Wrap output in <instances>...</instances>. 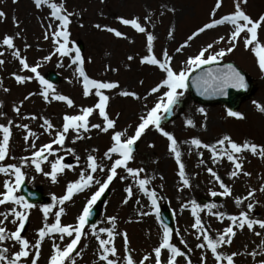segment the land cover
<instances>
[{"label": "rangeland", "instance_id": "rangeland-1", "mask_svg": "<svg viewBox=\"0 0 264 264\" xmlns=\"http://www.w3.org/2000/svg\"><path fill=\"white\" fill-rule=\"evenodd\" d=\"M51 2L61 4L63 12L70 14L67 55L57 51V41L63 43V38L54 35L60 30L61 22L51 15ZM239 2L253 20L264 15V0ZM49 3L37 7L35 0H0V11L5 13L0 17V124L11 129L8 153L0 161V167H20L28 186L45 195L43 203H32L30 209L14 202L0 204V214H4L0 215V221H3L0 226L6 228L0 250L6 248L4 254L10 259L20 250L19 242L10 238L19 226L18 218L10 214L15 209L28 217L21 235L29 241V256L21 258L19 264H31L32 259H37V264H50L55 253L54 245L65 248L75 234L73 237L63 234L61 239V233H49L37 250L39 229L55 223V213L61 208L64 209L61 224L77 225L78 217L100 187L97 181L103 183L114 161L120 158L118 153H111V159L105 155L115 143L112 139L115 132H123L122 139L134 135L141 117L147 116L168 91L167 86L159 87L157 92L152 91L162 85L167 73L158 65L143 62L144 57L155 55L161 62L170 58L168 62L174 71L185 70L189 75L196 67L187 65V60L211 44L205 58L224 49L226 54L217 60L236 63L254 80L251 96L245 98L236 111L243 118L229 116V109L222 104L205 106L195 102L187 86L179 89L183 94L177 103L168 112L161 109L159 115L161 127L177 141L188 184L185 185L180 176L170 141L154 125H149L132 146V159L127 163L128 168L141 170L138 176L129 175L125 167L117 168V175L107 188L110 196L96 227L85 225L81 240L65 264H107L100 259L103 250L99 239H112L108 247L114 246L116 254L109 253V259L115 260L116 264H127L129 255L135 264H156L154 249L162 242L165 230L159 212L166 206L172 212L174 223L170 242L184 253L176 258L177 264H227L226 259L216 260L204 236L215 240L229 226L233 227L235 235L231 237L230 244L220 245L217 252L223 257L235 253L234 264H261L264 261V229L259 225L240 229L229 217H238L241 212H246L250 219L264 220V156L250 150L235 153L236 162L242 165L237 169L223 152L230 148L229 144L217 142L228 136L238 144L247 141L264 146V111L258 107L264 106V70L260 68L259 58L253 50L255 42L245 46L246 33H241L236 41H230L234 30L230 23L199 32L213 19L233 13L237 0H222L218 9L217 0H49ZM122 19H138L146 31L141 33L122 23ZM116 31L122 35L117 36ZM148 34L155 38L151 52ZM6 36L13 37V47L3 43ZM258 40L264 44V25L258 29ZM233 44V50L227 52ZM77 49L82 65L79 61L74 62ZM17 52L19 55L15 54ZM21 60H25L29 67L25 68ZM81 66L90 79L118 85L100 90L109 98L106 111L109 118L115 120V127L103 131L106 123L96 109L88 117L87 131L70 128L62 145L52 143L57 133L63 130L66 115H79L82 109L94 108L99 102L95 88H90L88 95L84 94L83 77L78 71ZM32 67H36V73L31 71ZM51 70L61 76V81L56 84L48 82L51 88H47L37 73L46 80ZM17 76L25 79L18 82ZM124 92L135 95L125 96ZM57 95L70 98L73 104L69 106L66 101L56 100ZM189 120L191 124H188ZM194 138L201 140L202 144L215 145L218 155L210 148L193 145L191 141ZM2 139L0 130V141ZM48 144H52V150L43 153L46 159H40L41 170L38 171L32 162L33 154ZM89 155L94 156L100 166L96 172L88 167ZM57 160L64 167L53 181L52 164ZM209 169L220 177L219 181ZM233 172L237 175H231ZM82 173L85 176L91 174L93 182L60 204L58 199L66 195L68 185L79 180ZM15 179L12 169L7 173L0 172V193L7 191L4 187L6 182L15 186ZM139 179H147L145 187L148 193L155 191V206L150 195L139 187ZM220 181L231 190L230 195L222 194L224 188ZM129 187L131 196L126 191ZM250 192L253 193L251 196ZM14 195L24 198L20 187ZM249 204L253 205L251 209ZM46 205H52L47 217L43 211ZM196 206L199 207L194 213ZM197 216L202 222L199 228L193 227ZM113 217L114 220L111 219ZM101 228L110 229L112 237L101 232ZM201 244L204 247H198ZM170 255L169 250L162 249L161 264H167Z\"/></svg>", "mask_w": 264, "mask_h": 264}, {"label": "snow or ice", "instance_id": "snow-or-ice-1", "mask_svg": "<svg viewBox=\"0 0 264 264\" xmlns=\"http://www.w3.org/2000/svg\"><path fill=\"white\" fill-rule=\"evenodd\" d=\"M246 2V0H245ZM35 3L37 7L41 6L42 4L49 3V0H35ZM222 0H217L216 3V9L221 7ZM50 8L52 9L51 15L53 17H56L60 22V30L56 31L54 35L56 37H62L63 43H59V48L57 51H59L62 55H67L69 52V49L67 47L68 38H69V32L67 31L68 25L70 23L69 15L65 14L63 12V6L57 2H51L49 3ZM5 13L0 11V17L4 16ZM215 15V9L213 10V16ZM230 23L233 25L234 30L231 32L230 41H236L241 33H246L245 36V46L253 45L255 42V48L253 49L256 52V55L259 58V65L262 70H264V44H260L258 40V29L264 25V15L260 16L258 20H253L248 14L245 13V11L241 8L239 0H237V3L235 5V11L231 14L225 15L220 19H213L211 23H207L204 25V27L199 29V32H203L205 29L213 28L216 25H221L224 23ZM122 23L126 25H131L133 28L137 29L139 32L144 33L146 29L141 26L138 19H122ZM99 27V25H97ZM109 31H115L114 29H108ZM115 34L117 36L122 35L120 32L116 31ZM198 34V33H197ZM47 38V37H46ZM154 36L151 34H148L147 36V42L149 46V52L152 50V42L154 40ZM191 39V37L189 38ZM223 39V37H221ZM3 43L7 45L8 47H13V37L6 36L3 40ZM233 47L235 45L233 44L232 47H229L227 49V52H231L233 50ZM212 48V45L209 44L207 48L201 50L198 55L194 57H190L187 60V65L189 66H195L199 67L202 64L211 63L213 61H216L219 57H223L226 54V51L224 49H221L218 53H214L211 55H208L207 58H205V53L208 52L209 49ZM16 55H19V53H15ZM165 57H167V53H164ZM170 58L165 60L164 62H161L160 59H158L155 55H149L145 56L143 59V62L152 64V65H158L161 69H163L167 73V78L163 80L162 85L158 86L157 88H153V92H157L159 90V87L167 86L168 91L164 93V96L161 98V101L158 102L147 114V116L141 117V122L139 123L138 127L135 130V134L122 139L124 136L123 132H115L112 139L115 142L114 145L108 150L105 155L111 159L110 154L111 153H118L120 158L116 159L114 163L112 164L110 168V174L107 176V179L100 183L97 181L98 184H100V187L97 192H95L92 196V198L88 201V206L84 208L83 214L78 217V223L77 225H62L60 222L61 214L64 212V209L61 208L59 212L55 213V223L51 225H45V227L39 229V240H37L35 247L37 250L39 249L40 242L46 237L49 233H61V239L64 238L63 234H66L68 237L74 238L71 240L70 243L67 244V246L63 249H61L59 246L54 245L55 253L52 255L50 264H65V261L70 258L73 251L76 249L79 241L81 240V237L83 235V230L85 228V225L88 222V217L91 215V207L95 203V201L103 194L105 189L108 188L109 184L113 181V179L117 175V168L119 167H125L128 174L136 177L138 176V172L141 170L128 168L127 163L130 159H132V146L136 143V141L141 137V135L144 133V131L149 127V125H154L159 131L162 132L164 136L168 138L170 141V150L175 154L177 163L179 164L180 168V176L184 180V184H188V180L185 178V172H184V164L181 162L180 157L181 153L178 150L177 141L175 137L167 132L164 131V129L160 125V115L159 112L161 109L163 111L168 112L174 104L177 103L178 98L183 94L182 92L178 91L179 89L186 88V80L188 78L187 71L181 70L179 72L174 71L172 67L170 66V63L168 62ZM79 61L81 65L83 64V60L80 56L79 49L76 50V56L75 61ZM2 63V61H0ZM21 63L25 68H28V64L25 60H21ZM227 70L223 72H217L214 76L210 74L211 79V87L213 90H216L217 88L223 90L224 88H227L228 86L232 87H238V88H246L247 84L245 83L244 77L238 72L232 65L226 66ZM31 71L36 73L37 69L36 67H32ZM79 74L81 77H83L84 81V94L88 95L90 92V88L96 89V95L99 96V102L95 105V107H88L82 109L81 114L79 115H66L64 117L65 123L63 125V130L57 133V137L55 140H53L52 143H58L63 144L65 140V134L69 131V129H76L79 130L83 128L85 131L88 130V117L96 110H99V114L101 117H103V120L106 123V126L103 128V131L107 132L109 129L115 127V120L110 119L106 108L108 103V97L101 92V89H112L116 88L118 85L116 83H105L98 80L90 79L87 74L85 73L83 67L81 66L79 69ZM37 77L40 79L42 84H45L47 88H51V85L44 80L43 77L39 76V73H37ZM18 82H22L25 78L22 76L16 77ZM203 83L208 86L209 80H204ZM207 90V87L206 89ZM125 96L128 95H135L134 93L124 92L122 93ZM45 99L48 98V93L45 91L44 93ZM166 98V100H165ZM56 100L66 101L69 106L73 104V101L63 95H57L55 97ZM261 111H264V106L258 105ZM19 111V109H17ZM201 112L204 111L203 108L200 109ZM229 116L237 117V118H243L242 114L239 112H235L232 110H229L228 112ZM46 124H48L49 127H51V124L48 121H45ZM192 121L189 120L188 124H191ZM92 127L99 128L100 125H92ZM0 130L3 132V139L0 141V161H3L8 153V147H9V140L11 137V129L10 127H6L2 124H0ZM31 134V133H30ZM225 142H227L230 146L229 149H224L223 152L227 155V158L230 161H233L235 163V167L237 169H240L242 165L237 161V157L234 155L235 153H240L244 150H250L253 154H256L257 152L264 156V146H258L254 143H249L245 141L243 144H238L231 140L230 137L225 136L223 139L219 140L217 143L220 145H224ZM191 143L195 145L196 147H205L210 148L211 151L214 154H217V149L215 145H207L202 144V141L199 139L194 138ZM51 152L52 150V144L44 145L42 148H40L38 151H36L33 154V160L32 162L35 163L36 169L38 171L41 170L40 166V159H46V157L43 156V153L45 151ZM88 167L91 169L92 172H96L98 167H100L97 162L96 158L94 156L89 155L88 156ZM63 165L60 163L59 160H57L55 163L52 164V172L51 176L53 181L56 180V174L60 171H63ZM9 169H12L15 175V186L12 184L6 182L4 184V187L7 189L4 193H0V204H5L7 202H14L16 204H23V207L25 209H30L32 207L31 204L27 203L23 197H19L14 195L15 191L19 186L22 184L24 179V173L21 171V168L16 165H8L7 168L0 167V172L7 173ZM101 170H103L101 168ZM209 172H212V169H209ZM212 175L215 176V178L219 181L220 177L216 175L215 172H212ZM231 175L235 176L237 175L236 172L231 173ZM94 180V177L91 174L84 175L81 174V178L75 182H72L67 187V193L63 197H60L58 199V202L60 204H63L65 201L70 200L71 197L74 195L75 192L82 191L84 188L88 187ZM221 182V186L224 188L223 195L227 196L231 194V190L223 184V181ZM139 187L144 190L146 193H148L147 188L145 185L148 183L147 179H139L138 180ZM128 192V195H132V189L129 187L126 189ZM150 197L152 198V204L153 206L156 205V193L155 191H152L151 193H148ZM253 193L250 192L249 196H251ZM215 195V193H213ZM54 199H57L54 197ZM127 201H125L126 203ZM239 203V201H237ZM52 205H46L44 206V214L45 217H47L50 208ZM199 206H196L193 208V212L195 213L197 211V208ZM253 205L249 204L248 208L251 209ZM12 215L18 218V227L14 232L10 234V238L16 240L20 244V250L14 253V258H9L4 253L7 252V249L4 248L0 250V262H5V264H19L21 258H26L29 256V241L26 238H23L21 235V232L24 228L25 221L28 219L27 215H25L24 212L16 211L15 209L11 210ZM4 215V214H0ZM223 216V214H219ZM4 219H7V215L4 216ZM111 219H115L114 217ZM229 219L232 221L233 225H237L240 229H243L245 226H247L249 229H252L254 225H259L260 228L264 229V220H253L250 219L248 216V213L241 212L240 215L237 216H230ZM3 221H0V224H2ZM93 228H95V225H92ZM164 234H163V240L160 243L158 247L154 249L155 252V258H156V264H161V251L162 249H167L170 251L171 255L169 256L167 260V264H177L176 258L178 256L184 255V253L181 251L180 248L176 247L174 244L170 242L171 239V229L167 227V225L164 226ZM193 227H202V222L197 216L196 222L193 225ZM101 232H107L109 237H112V231L110 229L101 228ZM5 233L6 228L3 226H0V241H3L5 239ZM235 235V232L233 230L232 226H229L225 229L224 233L220 235L217 239H212L210 236L205 235L204 239L207 241V246L211 249L212 253L215 255V258L218 262H220L222 259L227 260V264H234L233 256L236 255L233 253L232 255H229L227 257H223L222 254L217 252V249L220 245L231 243V237ZM257 235H260V233H257ZM99 239V237H97ZM125 241H127V236L125 234ZM100 248L103 250V254L101 255L100 259L107 262V264H116V261L113 259H109V253H111L113 256L116 254V248L108 247V245L112 244V239H99ZM198 247H204L203 244L198 245ZM255 255V254H253ZM39 252L37 251L36 257L38 258ZM31 264H37V259H32ZM127 264H135L133 258L131 255L127 257ZM190 264V262H189ZM261 264H264V261H261Z\"/></svg>", "mask_w": 264, "mask_h": 264}, {"label": "water", "instance_id": "water-1", "mask_svg": "<svg viewBox=\"0 0 264 264\" xmlns=\"http://www.w3.org/2000/svg\"><path fill=\"white\" fill-rule=\"evenodd\" d=\"M232 65L240 74L244 77L245 83L247 84L246 88H238L228 86L223 90L217 88L213 90L211 87L210 74L214 76L217 72L226 71L227 65ZM50 82L59 83L61 78L54 72H50L48 75ZM209 80V85L206 86L203 81ZM187 86L190 92L192 99L197 102L205 105L213 104H222L228 107L232 111H237L241 102L251 96L254 89L252 78L239 69V67L234 63H225V62H211L207 64L200 65L195 71H193L188 79ZM207 87V90H205ZM23 194L26 196L29 202H43L44 195L38 190L32 191L29 189L28 185L25 182H22ZM110 195V190H107L96 203V205L91 209V215L88 219V225H94L98 221L102 208ZM162 217L167 224L173 226V219L171 212L168 208L162 209Z\"/></svg>", "mask_w": 264, "mask_h": 264}]
</instances>
